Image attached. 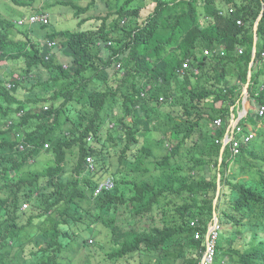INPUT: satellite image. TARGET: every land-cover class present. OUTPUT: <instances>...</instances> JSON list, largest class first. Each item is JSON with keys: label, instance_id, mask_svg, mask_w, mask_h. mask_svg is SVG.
Returning a JSON list of instances; mask_svg holds the SVG:
<instances>
[{"label": "trees", "instance_id": "16d2710c", "mask_svg": "<svg viewBox=\"0 0 264 264\" xmlns=\"http://www.w3.org/2000/svg\"><path fill=\"white\" fill-rule=\"evenodd\" d=\"M97 1L50 2L49 22L29 27L0 15V61L26 78L0 73V264H17L14 258L29 244V264H60L64 250L91 247L88 238L103 249V229L111 243L103 264H198L218 171L221 230L213 264H264V143L258 146L256 138L243 146L228 173L225 157L218 170L216 139L223 130H213V120H228L241 99L264 0H120L113 11L84 16L97 11ZM11 2L25 15L39 11L40 0ZM56 4L74 10L75 28L56 27ZM257 34L248 91L260 107L264 13ZM48 42L56 43V54ZM205 49L217 51L206 56ZM21 108L26 113L19 125L34 145L25 151L18 148L15 123L3 126ZM152 114L159 117L157 138ZM247 120L255 126L264 115L252 109ZM47 142L53 163L32 170L29 161ZM88 156L96 169L83 173ZM108 175L115 187L92 200ZM22 203L28 204L24 211ZM196 217L200 227L189 226Z\"/></svg>", "mask_w": 264, "mask_h": 264}, {"label": "clouds", "instance_id": "9594fccd", "mask_svg": "<svg viewBox=\"0 0 264 264\" xmlns=\"http://www.w3.org/2000/svg\"><path fill=\"white\" fill-rule=\"evenodd\" d=\"M45 1H47V0H41L40 1V4H38V6H39V11L38 12H35V13H33V14H37V13H40V12H47L48 14H49V18H48V22H49V19H50V13H49V11H47V8H46V4H45ZM49 1V0H48ZM222 11H224L225 12V10H222ZM263 13H264V5H263V7H262V10H261V12H260V15L259 16H263ZM225 14V13H224ZM30 15H32V13L31 14H26V15H23V17H20V18H25V17H28V16H30ZM258 16V17H259ZM20 18H18V20L20 19ZM74 18V17H73ZM261 19V18H260ZM17 20V21H18ZM17 21H16V23H17ZM47 22V23H48ZM47 23H34V24H47ZM34 24H31V25H19L18 23H17V25L19 26V27H23V26H25V27H29V26H33ZM254 33V32H253ZM257 40H258V34H257ZM99 44L102 46V48H103V46H105L103 43H100L99 42ZM108 44H110V43H108L107 42V45ZM48 45L52 48V53L54 52L55 54L57 53V51H56V48H55V46H56V43L55 42H48ZM253 49V48H252ZM103 50H104V48H103ZM205 50H209V54H205ZM204 50V55H206V56H211V55H213V54H215L216 53V49L215 50H210V49H205ZM223 50V47H221V49H220V54H224V51H222ZM240 50H241V52H240ZM264 51V49L261 51V56H262V52ZM239 53H242V48H239V51H238ZM252 56V55H251ZM57 57H58V54H57ZM256 57V56H255ZM58 59H59V57H58ZM262 62H264V58L262 57ZM188 62L187 63V66L186 67H184L183 66V64L185 63V62ZM67 62H65V64H64V67L65 68H67V64H66ZM189 63H190V59H186L184 62H183V64H182V67H181V69L179 70V74H181L182 76H183V74L184 73H186V69L188 68V66H189ZM254 63V62H253ZM5 64H7V67H10V69L12 70V72H11V70L10 69H7L5 72L7 73V75L8 76H11L12 78H14V77H17L18 78V80L19 81H25V76H23V75H16V68H18V67H14L13 65H12V63L10 62V61H0V66H5ZM121 66V64L119 63V64H117V68H119ZM249 66H250V64H249ZM252 66H253V64H252ZM252 68V67H251ZM249 70V69H248ZM15 71V72H14ZM195 72H197V70H195ZM6 73H3V74H1L2 75V77H4V75L6 74ZM251 73H252V71H251ZM248 75V74H247ZM250 80H251V78H250ZM247 82V81H246ZM245 82V83H246ZM245 83L243 84V87H242V91H241V99L240 100H238L237 102H236V104L235 105H233V106H231V114H230V116L228 117V120H225L223 117H217V118H215L214 120H213V130L214 131H216V130H218L217 128H215V123H214V121L216 120V119H218V118H220L221 119V121H222V123L224 124V126L223 127H221V128H219V129H221V130H223V134L225 133V129H226V126L227 125H229V124H235L237 121H239L238 123L240 124V125H242V126H244L245 127V131H247L249 128H251L253 131H255L256 132V136L251 140V141H249L248 143H241L240 144V147H239V152L237 153V154H232V151H231V143H228V144H222L221 142H216V143H218V144H220L221 145V147H220V151H221V148H222V146H223V153H222V156H220L221 157V159L219 158V167H218V170L220 169V165H221V162H222V160H223V157H225V160H226V162H227V171H228V173L230 172V170L232 169V167L234 166V164H235V159L237 158V156H239L240 155V153H241V151H242V148H243V146H247V145H250L253 141H256V138H258V135H259V131H260V129L263 127V124L261 123V120L259 121V123L257 124V125H252V124H250L249 123V121L247 120V116H248V113H249V111L250 110H255L257 113H258V109H259V107H257L256 105H255V101H254V99L251 97V95H250V93H249V91H248V88H247V91H245L244 90V86H245ZM249 84H250V82H249ZM5 85H6V87H7V89H12L13 87H14V84H13V82L11 81V80H8L7 82H5ZM248 87H249V85H248ZM17 94L20 96V98H21V101L22 102H26V99L24 98L25 96H24V93L22 92V91H19L18 90V92H17ZM140 95H141V97L142 96H144L145 95V85L144 86H142V88H141V93H140ZM162 99H163V97L161 96L160 98H159V101H162ZM262 106V105H261ZM260 106V107H261ZM40 108H42L43 110H47L48 109V106L47 105H42V106H40ZM159 108V107H158ZM30 110L31 111H33V112H35V107L34 106H31L30 107ZM32 112V113H33ZM26 113V110L25 109H23V108H21V109H19V110H17L16 111V113H15V117L14 118H10V119H8V120H6L5 122H4V127H10L13 123H15V128H16V131H17V133L15 134V137L20 141V144H19V146H18V148H19V150L20 151H25V150H27V149H31V148H33L34 147V145H32V143L29 141H26L25 140V132H23L22 131V129L24 128L23 126H21V125H19V121H20V119L22 118V116L24 115ZM239 113H242L243 115H242V117H239ZM259 115V114H258ZM264 115V114H263ZM262 115V116H263ZM152 116H157V122H158V115H156V114H152ZM260 116V115H259ZM262 116H260V117H262ZM152 118V117H151ZM129 120H131V118L129 117L128 118ZM151 120V119H150ZM113 126V124L112 123H110V127H112ZM151 127V126H150ZM154 129V130H153ZM152 130H153V136L155 137V138H157L158 136H160V133H159V130H158V127H157V123H156V127L155 128H153L152 127ZM223 134L219 137V138H217V139H220L222 136H223ZM216 139V140H217ZM171 142L173 143V141L171 140ZM88 143L91 145L92 144V137L91 136H89L88 137ZM166 145L168 146V148L170 149L171 148V145H170V142L169 141H167L166 142ZM50 146V144L47 142V143H45L44 145H43V147H40V149H41V154L39 155V157H38V159L37 160H34V159H31L30 161H29V163H30V165H31V169L32 170H35V171H40V170H42L44 167H45V165H50V164H52L53 163V156L51 155V154H49V153H46V149L48 148ZM155 150H156V152H158L159 154H161V153H163L164 152V150L163 149H159V148H155ZM228 151V154L226 155L225 153ZM41 155H44L45 157H47V158H49L47 161H46V163L41 167V168H39L38 166H39V164H43L41 161H40V157H41ZM88 158H90V161L88 160ZM233 165V166H232ZM96 169V167H95V162H94V159H93V157L92 156H88L87 158H86V162H85V165H84V168L82 169V171H83V173H85L86 171H88V170H90V171H93V170H95ZM211 173L212 172H210L209 171V169L207 168V172H206V175L207 176H210L211 175ZM218 175H220V179H219V181H220V185H221V190H220V194H219V197H218V201H219V199H220V195H221V191H222V188H223V185L221 184V173L218 171ZM80 178H82L81 176H80ZM217 180H218V176H217ZM115 187V180H114V176H112V175H108V176H105V177H102L101 178V180L99 181V184H98V186L95 188V190L92 192V194H91V199L92 200H94L96 197H97V195L98 194H100L102 191H104V190H109V189H112V188H114ZM216 191H217V189H216ZM216 196V195H215ZM215 198V197H214ZM217 201V202H218ZM213 202H214V200H213ZM216 205H217V203H216ZM216 205H215V210H216V215H214L213 214V216H212V218L210 219V221H208L207 222V225H206V235H205V241H206V243H207V239H208V237H209V234H208V227L210 226V224L211 225H213V223L215 222V223H217L218 225H219V229H218V238H219V234H220V230H221V223H220V219H219V214H218V211H217V209H216ZM28 207V204L27 203H22L21 204V206H20V210H22V211H24L26 208ZM213 211H214V206H213ZM194 221V224H191V222H193ZM200 221H199V219L196 217V218H191L190 219V221H189V226H191V227H200ZM102 232H104V233H102L101 235H103L104 236V238L103 237H101L102 239H103V241H105V242H103V244H105V243H107L108 242V237L106 236V234H105V232H106V230L105 229H103L102 230ZM196 232H199L200 233V237H201V235H202V230L201 229H197V230H195L194 231V235H195V233ZM195 237V236H194ZM199 237V238H200ZM199 238H196V239H199ZM218 238H217V240H218ZM88 243L89 244H91V247H96V246H92V243H93V239L92 238H88ZM111 244V243H110ZM99 245V244H98ZM205 249H206V244H205ZM205 249H204V251H205ZM80 250L81 249H78V250H76V251H63V259L62 260H59L60 261V264H69L68 263V261H70L71 260V258H74V256L73 255H68L67 253H72V252H79L80 253ZM204 251H203V255H202V257H201V259H200V261L204 258ZM34 252V250H30V244H29V246H28V248H27V253H23V252H20L18 255H21L23 258H24V260H25V262H24V264H29V263H31V262H33L34 260L33 259H27V255L29 254V253H33ZM17 255V256H18ZM216 255H217V241H216V253H215V257H216ZM17 256L14 258V260L16 261L17 260ZM214 257V258H215ZM107 259V258H106ZM108 260V259H107ZM223 260H225V258H223ZM200 261H199V263H200ZM180 262H182V260L180 261ZM213 262H214V259H213ZM213 262L211 263V264H213ZM198 263V264H199ZM102 264H103V262H102Z\"/></svg>", "mask_w": 264, "mask_h": 264}, {"label": "rangeland", "instance_id": "374dc122", "mask_svg": "<svg viewBox=\"0 0 264 264\" xmlns=\"http://www.w3.org/2000/svg\"><path fill=\"white\" fill-rule=\"evenodd\" d=\"M55 1H57V0H51V1L47 2L46 4L48 5L50 2H55ZM119 1L120 0H98L97 1V3H98L97 11L94 12L93 10H88L86 13H84V16L89 15V14H99L100 15V14H104L108 11H113L115 8H117L118 3L121 2V1L120 2ZM39 3L40 2H38L37 5ZM85 3H86V1H83V4H85ZM23 8L24 7L19 6L16 3L11 2V0H0V15L11 18L15 21H17L18 18L23 17V15H25L24 13L26 11ZM51 9L55 10V15H54L55 18H53V22L58 29H66L67 30V29H72V28L76 27L78 20L73 18L74 10H72L68 7L62 6V5H58V4H56ZM109 9H111V10H109ZM47 11H49V13H50L49 9H47ZM7 69H10V67H7V64H5V66H3V65L0 66V73L1 74L6 73L5 71ZM11 72H12V70H11ZM260 81L264 83V76L260 78ZM206 108H208V107H206ZM156 123H157V116H152V118L150 120L151 128L152 127L155 128ZM262 124L264 125V123H262ZM261 132H262V134H261ZM256 142H257L258 146H261V143H264V128L260 129L258 139ZM48 159L49 158L45 157L44 155H41L40 161L43 164H39L38 167L41 168L46 163V161ZM234 167H235V165H234ZM196 168H199V167L197 166ZM205 171L207 172V169H205ZM97 228H101V226H99ZM98 236H99V234H98ZM100 236L104 238L103 235H100ZM101 240L102 239H98V241H101ZM99 245L102 246L104 250L100 249L99 247H88V248H82L80 250V253L79 252L67 253L68 255L74 256V260H70V261H68V263L69 264H82V262L86 261V264H102L103 260H107L106 259V252H108V249H111V244L108 241L105 244L101 243ZM176 248L178 249V247H176ZM221 256H222L221 254L218 255V260L221 259ZM215 258H214V260H216ZM181 260H178V262L180 263ZM24 262H25L24 258L21 255H18L17 256V264H24Z\"/></svg>", "mask_w": 264, "mask_h": 264}, {"label": "built area", "instance_id": "2783aa9c", "mask_svg": "<svg viewBox=\"0 0 264 264\" xmlns=\"http://www.w3.org/2000/svg\"><path fill=\"white\" fill-rule=\"evenodd\" d=\"M233 9L230 8L229 12H232ZM224 11H220V14H224ZM49 18V14L47 12H40L37 14H32L25 18H20L17 23L19 25H31L34 23H47ZM237 23L240 24L241 20H237ZM241 52V50H240ZM205 54H209V50H205ZM262 57L264 58V51L262 52ZM187 61L183 64L184 67L187 66ZM258 114L262 116L264 114V105L259 107ZM242 113H239V117H242ZM237 121L234 125L229 124L226 126L225 133L220 139H217L216 142H221L222 144H228L231 143V151L232 154H237L239 152V147L241 143H248L251 141L255 136L256 132L253 131L251 128H249L247 131H245V127L240 125ZM215 128L219 129L224 126L221 119L218 118L214 121ZM90 161V158H88ZM191 224H194V221L191 222ZM218 229L219 225L217 223H213V225L210 224L208 227V234L209 237L207 239L206 243V249L204 251V258L200 261L199 264H211L213 262V259L215 257L216 253V241L218 238ZM195 238L200 237V233H195Z\"/></svg>", "mask_w": 264, "mask_h": 264}, {"label": "water", "instance_id": "95a60500", "mask_svg": "<svg viewBox=\"0 0 264 264\" xmlns=\"http://www.w3.org/2000/svg\"><path fill=\"white\" fill-rule=\"evenodd\" d=\"M261 16H259L254 24V29H253V32H254V44H253V49H252V56H251V62H250V66H249V70H248V75H247V82L245 83V86H244V90L247 91V88H248V85H249V82H250V78H251V67H252V64L255 60V56H256V53H257V27H258V23H259V20H260ZM224 146V145H223ZM223 146L221 148V151H220V156H222V153H223ZM221 159V157H220ZM220 175H218V180H217V191H216V196L214 198V202H213V206H214V211H213V214L216 215V210H215V205L218 201V197H219V194H220V190H221V185H220Z\"/></svg>", "mask_w": 264, "mask_h": 264}]
</instances>
